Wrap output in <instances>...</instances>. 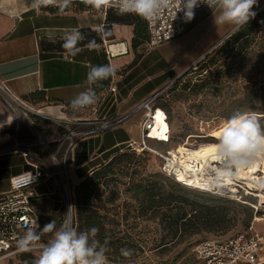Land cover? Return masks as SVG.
Here are the masks:
<instances>
[{
    "label": "rangeland",
    "instance_id": "obj_1",
    "mask_svg": "<svg viewBox=\"0 0 264 264\" xmlns=\"http://www.w3.org/2000/svg\"><path fill=\"white\" fill-rule=\"evenodd\" d=\"M42 11L41 13L33 12L27 16V24L59 29L62 26L73 25L74 23L72 17H63L62 15L96 17L95 22L92 21L96 23L98 19L107 14L105 9L95 10L88 5L73 4L63 13H60L57 7ZM252 11L256 15L248 22L256 19L258 13L264 14V0H257V4ZM210 13H213V11ZM208 14L209 12L198 14L191 20V24ZM229 25L215 24L214 26H217L218 32H221L224 27L223 31L226 28L228 29ZM236 31L237 28L233 25L230 32L216 48L221 46ZM248 43L250 44L249 47L246 48L242 45L237 51V58L229 59L227 64L207 70L195 68L187 77L173 83L165 92L160 94V103L170 105L168 114L172 141L165 145L151 142L152 148L166 155L168 151L187 142L191 143L190 148L192 149L211 143L213 141L206 138V135L221 130L226 120L236 111L255 112L260 123L264 125V25L258 35L252 37ZM185 86H190L191 89L195 87V91L185 90ZM0 95L6 100L8 99L1 90ZM175 96L182 98L176 101L177 97ZM47 107H56V105H32L28 106L30 111L24 108L20 109L24 115L21 134L24 133L30 138L32 125L43 137L59 136L62 133L59 125L46 121L45 118L49 116L46 113L50 112L45 110ZM58 112L51 117L70 121L78 117L74 114L73 118L71 113L63 108L58 109ZM143 114L144 111L140 115ZM15 119L17 120V118ZM170 127L165 121L158 123L155 139L167 140ZM120 132L110 129L102 132L101 135L108 134L105 143L110 145L111 141L117 139ZM192 136H198L199 138H192ZM101 140L104 141V136ZM52 148L56 150L60 148V144H54ZM124 148L128 150V148ZM75 152L81 153V150H75L71 154L72 156L70 155L69 161H72ZM43 156H45V161L50 164V156L45 152ZM138 161L137 172L131 170L127 173L128 176L120 178L118 184L113 183L109 188L104 187V195L101 199L98 198L97 201L103 217L104 235L109 237L106 253L109 264H200L194 250L203 242L224 241L241 235L256 233L264 236V206L261 205L258 194L248 190L244 184L238 183L239 186H242L241 188L238 185L226 187V190L231 192L232 195L227 193L218 194L217 192V194L214 192L215 195L212 193L203 194L197 192L198 189H188L179 185V188L183 191L177 192L176 195L186 194L200 203H207V199L213 200L207 204L225 209L228 213L229 223L227 229L222 231L203 232L184 240L177 239L173 241V236L167 226L166 209L157 210L156 213L142 214V208L146 206L144 200L148 193L144 191L141 195H138L136 190L139 185H142L143 189L148 188L151 185L149 181L160 182L165 186L168 181L174 184L177 183L162 173L163 159L160 156L152 153L140 157ZM60 164L62 168L65 167V159L62 156ZM73 170L74 168L70 172L72 187L80 184L74 176ZM78 175H82V171H79ZM64 181L65 176L59 174L57 180L42 182L34 189L38 194H52L49 197L53 198L56 207L60 208V211L46 215L45 224L54 219L57 228L65 221V211L61 203V189ZM177 182L179 181L177 180ZM201 189L205 190L206 188ZM165 191L164 189L162 193ZM196 194L200 197L195 198L194 195ZM241 194L243 195L242 198L240 197ZM51 235L42 233V244L47 243ZM125 248L133 250L132 257L125 258L121 255V249ZM25 254L28 255L27 260L30 264H34L39 255V248L1 261L0 264H27V261L24 260ZM262 255L264 258V251Z\"/></svg>",
    "mask_w": 264,
    "mask_h": 264
},
{
    "label": "crops",
    "instance_id": "obj_2",
    "mask_svg": "<svg viewBox=\"0 0 264 264\" xmlns=\"http://www.w3.org/2000/svg\"><path fill=\"white\" fill-rule=\"evenodd\" d=\"M42 10L49 9H41L39 13ZM33 12L36 11L31 8V0H0V82L5 83L11 94L28 106L32 105L26 99H30L32 95L35 99L71 104L72 99L87 87L85 80L89 66H93L91 51L94 49L81 48L75 57L66 53H48L42 48V40L64 37L72 29H101L106 16L93 23L96 17L66 14L62 16L72 17L73 25L53 29L27 24V16ZM210 12L203 21L188 28L184 36L158 47H151L148 39L134 47L135 27L115 25L114 39L106 40L104 49L109 64L116 72L107 88L99 94V99L103 100L100 106L77 118H74L72 110L73 120L94 121L96 127L106 123L113 124L130 115L141 104L165 92L179 77L215 49L230 32L233 26L231 24L225 31L224 27L218 32V27L214 26L213 13ZM55 29L58 31H53ZM113 47L117 48V52L113 51ZM113 89L116 91L113 92ZM61 108L62 105L47 107L45 110L50 112L46 114L53 116ZM140 114L112 128L121 132L110 145L105 143L108 134L103 135L102 141L101 133L90 136L77 145L75 150H81V153L75 152L70 163L78 182L106 163L116 151L124 150L132 142L141 141V123L144 117ZM164 121H156L153 136H157L155 131L158 123ZM15 137L16 119L7 110L5 98L0 95V196L11 190L12 178L34 169L29 161L35 162L36 157L32 155L26 158L23 150H11ZM20 139L24 141L28 137L23 133ZM35 150L42 156L44 152L48 154L42 147ZM79 171H82V175H78ZM50 195L52 194H39V197L50 198Z\"/></svg>",
    "mask_w": 264,
    "mask_h": 264
},
{
    "label": "built area",
    "instance_id": "obj_3",
    "mask_svg": "<svg viewBox=\"0 0 264 264\" xmlns=\"http://www.w3.org/2000/svg\"><path fill=\"white\" fill-rule=\"evenodd\" d=\"M72 3L82 2L81 0H72ZM51 8L56 7L49 6L42 9ZM212 10L214 9H210L206 3H202L194 9V12L195 16H197L202 12H210ZM190 23L191 21H185L183 12L177 13V9L175 8L166 10L158 20L153 22L147 21L150 46L158 47L184 36L188 31ZM0 90L8 98L7 100L5 99L7 110L17 118L15 143L11 150H23L26 158H30L32 155L36 157L35 162L29 161L34 169L12 178L11 190L0 196V262L21 254V252L17 251V241L19 237L23 235L29 227H34L35 223L38 222L41 226L39 214L36 212L33 205V200L38 198L39 194L35 192L34 189L42 182L57 180L59 174L65 176V181L61 189V202L65 211V220L70 219L74 227L73 187L70 177L73 166L69 161V157L72 156L71 154L75 151L77 145L84 139L120 126L142 111H144V119L141 123V141L139 143L132 142L129 147L138 153L150 151L160 156L163 159L161 166L162 173L169 178L176 181L178 180L179 173L182 169L174 163V156L171 154V151H168L166 155L165 153L162 154L158 150L152 148L148 142L149 139L153 137L152 133L156 128V115L154 114L153 103L160 94L141 104L136 110L122 120L113 124L106 123L100 127H96L94 121H70L47 116L45 118L46 121L59 125L62 129V133L59 136L43 137L32 125L30 129L31 137L22 141L20 136L22 133L21 125L24 115L21 113L20 109L24 108L27 111H30V109L26 103L11 94L5 83L0 82ZM112 91L115 92L116 89ZM54 144H60V148L54 150L52 148ZM40 147L48 152L51 160L50 164L35 150ZM61 156L65 159V167L63 168L60 164ZM179 183L188 188L198 189L199 191L212 194H214V192L218 194H231L226 188L215 187L212 184L206 186L205 190H202L201 188L191 187L182 182ZM238 187L241 188L242 186ZM242 196L241 194L240 197L242 198ZM69 206L73 207L70 210V214H66L69 210ZM38 245H40L39 242ZM38 248L39 247L35 249ZM263 249L264 236L256 233L241 235L224 241L203 242L195 248L194 252L200 264H264V260L261 256Z\"/></svg>",
    "mask_w": 264,
    "mask_h": 264
},
{
    "label": "clouds",
    "instance_id": "obj_4",
    "mask_svg": "<svg viewBox=\"0 0 264 264\" xmlns=\"http://www.w3.org/2000/svg\"><path fill=\"white\" fill-rule=\"evenodd\" d=\"M85 5L95 10L106 8L115 9L117 14H136L141 18L153 22L169 9H177L184 13L185 21H191L194 9L206 3L214 9V23L216 25L231 24L237 30L248 23L256 13L252 11L257 0H81ZM72 3V0H31V8L40 12L42 8L57 7L63 13ZM86 39L85 35L77 30L68 31L63 37L62 48L66 55L75 57L81 51L80 43ZM89 49H96L95 40H89ZM116 72L111 64L89 66L86 75L84 91L79 92L71 101V109L80 111L96 104L99 96L95 87L103 85L102 81L108 80ZM79 87V85H77ZM214 149V161L210 166L209 178L215 187L229 185L245 169L253 167L258 161L264 160V125L260 123L255 112H234L223 124L217 133V143ZM73 206H69L66 214H70ZM40 232L52 234L47 243L38 245L41 239ZM99 229L91 227L77 231L66 219L57 228L53 219L42 228L35 223L29 227L17 241L18 252H30L39 247V255L34 264H109L106 255L109 237L105 236L103 243L97 238ZM125 258L133 256L132 249H121Z\"/></svg>",
    "mask_w": 264,
    "mask_h": 264
},
{
    "label": "trees",
    "instance_id": "obj_5",
    "mask_svg": "<svg viewBox=\"0 0 264 264\" xmlns=\"http://www.w3.org/2000/svg\"><path fill=\"white\" fill-rule=\"evenodd\" d=\"M73 5H85L84 3H71ZM107 12L105 24L101 29H91L83 28L80 29L86 39L82 41L79 45L81 48H86L89 40H95L98 48L91 51V58L93 65L109 64L108 58L104 49L105 41H111L114 39L113 27L115 25H131L135 27V38H134V47H137L142 40H149V31L147 21L140 16L132 13L128 14H117L115 9H105ZM114 13V14H113ZM203 16L199 21L194 24H190L189 28L191 29L199 22L203 21L206 17ZM264 25V14L258 13L257 18L251 20L243 27L239 28L235 34H233L229 39L222 43L218 48L213 49L208 53L195 67L184 73L179 79L175 82L187 77L193 69H209L216 66H223L228 63V60L237 58L240 47L246 46L249 47L250 40L252 37H256L260 32L262 26ZM63 37L56 38H43L42 48L48 53H65V50L62 48ZM104 58V62H103ZM111 81V77L108 80L100 82L102 87H95V91L99 96ZM174 82V83H175ZM185 90L195 91L191 89L190 86H185ZM159 95L153 103L154 114L156 115V121L161 122L165 120L170 127L169 121V111L170 105L168 103H160ZM176 101H179L182 97L175 96ZM31 105H56L63 106V109L72 112L71 104H63L58 101H47L43 98H34V95L30 99H26ZM102 99L92 106H89L83 110L74 111V114L78 117H83L86 113L93 111L96 107H99L102 103ZM171 127L170 132L167 133V140H158L153 136L149 139V144L151 142H156L158 144H169L172 141ZM152 147V146H151ZM128 150H119L116 151L113 156L100 167L96 168L90 176L86 177L80 182L78 186L73 187V201H74V228L77 231H83L91 227H97L99 233L97 238L103 243L105 239L104 235V223L103 217L100 213V206H98V198L101 199L104 195V187L109 188L111 184L120 182V178L128 176L131 170L137 172V165L139 163V158L144 157L148 154H152L150 151H144L138 153L130 147H127ZM167 177V176H166ZM169 178V177H168ZM172 181H175L177 184H174L171 181L167 182V185L161 184L160 182H150L148 188L143 189L142 185L137 187L136 193L141 195L146 191L147 197L146 206L142 208V214H148L149 212H157V210L166 209L165 216L167 219V226L170 230V234L173 236V241L177 239H186L187 237L195 236L203 232H216L227 229L228 227V213L225 209L212 207L208 202L213 200L207 199V203H200L196 199L184 195H176L177 192H181L179 185L184 186L183 184L177 182L174 179L169 178ZM166 190L162 193L163 190ZM190 189V188H188ZM192 190V189H191ZM195 191V190H194ZM199 193L210 194L207 192L196 190ZM215 195V194H213ZM195 198H199L200 195H194ZM247 197V196H246ZM62 203V202H61ZM33 205L36 212L39 214L41 220V228L45 225L46 215L54 212L60 211V208H57L53 198H41L38 197L33 200ZM62 208L63 205H62ZM41 239L39 244H42V232L39 233ZM25 253V252H23ZM22 254V253H21ZM19 255V254H18ZM16 257V256H15ZM14 258V257H12ZM28 255H24V260L27 261V264L30 262L27 260ZM11 259V258H10ZM199 260V259H198ZM200 262V261H199Z\"/></svg>",
    "mask_w": 264,
    "mask_h": 264
},
{
    "label": "bare ground",
    "instance_id": "obj_6",
    "mask_svg": "<svg viewBox=\"0 0 264 264\" xmlns=\"http://www.w3.org/2000/svg\"><path fill=\"white\" fill-rule=\"evenodd\" d=\"M113 51L117 52V48L113 47ZM219 131L207 134L206 138L211 139L213 142L203 144L196 149L190 148L191 143L187 142L171 150V154L174 156V163L182 169L178 177L179 182L203 189L212 184L208 170L216 162L212 158L213 154L205 156L201 153V150L212 148L217 143V133ZM192 138L199 137L192 136ZM198 153L201 154L197 155ZM238 183L244 184L248 190L256 192L261 199V205L264 206V160H260L253 167L245 169L229 185L222 187L236 186Z\"/></svg>",
    "mask_w": 264,
    "mask_h": 264
},
{
    "label": "snow or ice",
    "instance_id": "obj_7",
    "mask_svg": "<svg viewBox=\"0 0 264 264\" xmlns=\"http://www.w3.org/2000/svg\"><path fill=\"white\" fill-rule=\"evenodd\" d=\"M201 153H202L203 155H205V156L210 155V154H213V155H212V158H213V159L215 158V157H214V149H213V148L202 149V150H201ZM201 153H198L197 155H200Z\"/></svg>",
    "mask_w": 264,
    "mask_h": 264
}]
</instances>
